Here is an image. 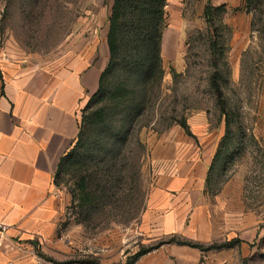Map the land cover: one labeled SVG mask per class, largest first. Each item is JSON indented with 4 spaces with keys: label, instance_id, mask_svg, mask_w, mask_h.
Wrapping results in <instances>:
<instances>
[{
    "label": "rangeland",
    "instance_id": "374dc122",
    "mask_svg": "<svg viewBox=\"0 0 264 264\" xmlns=\"http://www.w3.org/2000/svg\"><path fill=\"white\" fill-rule=\"evenodd\" d=\"M207 4L224 7L213 14L211 25L204 17ZM111 5V0H0V86L7 70L20 63L52 67L77 57L85 44L96 55L99 38L107 34ZM164 11L165 28H177L182 37L183 69L163 67L160 98L135 124L122 156L104 170L92 163L80 172L94 181L89 184L91 205L80 207L72 194L78 172L61 176L56 187L64 206L46 232L48 238L31 246L44 255L35 258L40 264H126L142 248L177 245L166 243L171 237L186 241L180 235L157 234L163 195L154 198L156 169L151 154L174 128L193 137L188 120L200 113L211 133L222 130L225 137V122L230 132L226 140L220 139L209 164L206 192L237 197L264 228V0H243L239 6L166 0ZM244 27L249 30L246 34L241 33ZM212 42L218 47L213 57ZM213 61L221 75L226 118L209 83L216 71ZM2 96L0 92V107ZM170 115L185 118L190 134L169 120ZM253 244V253L240 264H264V237ZM213 251H200L198 264H216Z\"/></svg>",
    "mask_w": 264,
    "mask_h": 264
},
{
    "label": "crops",
    "instance_id": "0c3cea01",
    "mask_svg": "<svg viewBox=\"0 0 264 264\" xmlns=\"http://www.w3.org/2000/svg\"><path fill=\"white\" fill-rule=\"evenodd\" d=\"M242 1L211 0L216 6H239ZM248 31L244 27L241 33ZM92 49L85 44L77 57L52 67L20 63L3 78L0 264H40L31 246L48 238L45 234L64 206L53 178L60 159L77 138L81 110L96 92L107 64L106 36L99 38L96 55ZM183 49L178 29L165 28L161 44L164 69L181 72ZM188 126L193 137L174 128L151 154L156 169L154 198L163 195L157 234L180 235L204 246L238 241L213 251L211 258L216 257V264H240L239 260L253 253V242L264 237V228L245 212L237 197L206 192L208 167L223 133L210 132L204 113L190 118ZM201 256L202 252L187 246L166 245L133 264H198Z\"/></svg>",
    "mask_w": 264,
    "mask_h": 264
},
{
    "label": "trees",
    "instance_id": "16d2710c",
    "mask_svg": "<svg viewBox=\"0 0 264 264\" xmlns=\"http://www.w3.org/2000/svg\"><path fill=\"white\" fill-rule=\"evenodd\" d=\"M111 1L106 35L108 62L100 74L96 92L81 110L77 138L60 159L53 178L54 185L58 186L63 180L61 178L63 174L77 175V172L79 173V178L71 191L74 197L79 198L77 201L80 207L91 205L92 200L94 201L93 191L89 187L90 182L94 181L87 180L88 176L80 172L92 163L104 170L122 156L135 124L154 109L160 98V85L164 77L161 44L165 28L166 0ZM223 8V6L213 7L209 4L205 6L204 17L208 24L213 23V14L222 12ZM216 51H218L217 43L212 42L211 57ZM212 66L216 70L215 61L212 62ZM172 73L174 74L173 71ZM220 81L221 75L216 70L210 76L209 83L216 96L217 104L226 118V102L223 99ZM0 92L3 95V85L0 87ZM169 120L190 134L185 118L176 119L174 115H170ZM225 124L227 136L230 132L226 122ZM225 137L221 139L222 142L226 140ZM211 170L210 166L206 189L210 188ZM166 243L210 251L229 248L238 241L204 246L171 237ZM158 246L157 244L140 249L126 264H133L139 257ZM37 255L45 258L38 251Z\"/></svg>",
    "mask_w": 264,
    "mask_h": 264
}]
</instances>
